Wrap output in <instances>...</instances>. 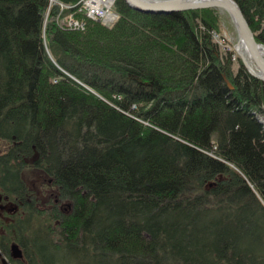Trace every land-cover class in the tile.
<instances>
[{
    "label": "trees",
    "instance_id": "obj_1",
    "mask_svg": "<svg viewBox=\"0 0 264 264\" xmlns=\"http://www.w3.org/2000/svg\"><path fill=\"white\" fill-rule=\"evenodd\" d=\"M235 1L264 45V0ZM78 4L0 0L7 263L264 264V81L213 40L218 10L58 26Z\"/></svg>",
    "mask_w": 264,
    "mask_h": 264
},
{
    "label": "water",
    "instance_id": "obj_2",
    "mask_svg": "<svg viewBox=\"0 0 264 264\" xmlns=\"http://www.w3.org/2000/svg\"><path fill=\"white\" fill-rule=\"evenodd\" d=\"M127 4L142 12L149 13H173L191 9L217 8L228 13L237 30L238 41L234 49L239 44H243L247 49V54L258 73L252 69L246 57L238 52L241 61L248 72L261 80H264V56L262 49L264 45L257 42L248 21L246 20L241 8L235 0H125ZM11 255L14 258L20 257V251L11 247Z\"/></svg>",
    "mask_w": 264,
    "mask_h": 264
},
{
    "label": "rangeland",
    "instance_id": "obj_3",
    "mask_svg": "<svg viewBox=\"0 0 264 264\" xmlns=\"http://www.w3.org/2000/svg\"><path fill=\"white\" fill-rule=\"evenodd\" d=\"M116 2V0H115ZM114 2V5H115ZM77 9V10H76ZM217 9V8H214ZM218 10V16L220 20V29L219 30H213V34L216 36H213V40L220 46V50L223 51H233V69L236 70L238 67V58L241 61V58L239 54L235 51L234 45L238 41V34L236 27L234 25V22L232 21L231 17L228 15L227 12L217 9ZM79 12H82V9L80 7V0L78 6L69 12L70 19L72 22L66 20L63 15L58 20V26H62L63 24L68 28L69 30H79L80 29V23L82 24V21L84 20L83 17L79 14ZM85 16V14H83ZM64 17V18H63ZM86 17V16H85ZM89 18V17H88ZM91 19V18H90ZM67 22L70 23V28ZM68 26V27H67ZM111 27V26H110ZM82 29V28H81ZM81 31V30H80ZM242 62V61H241ZM243 64V63H242ZM252 66L254 64L251 63ZM248 71V70H247ZM6 143L2 142L0 143V151L5 149ZM21 177L25 181V183L34 191L35 195L40 198L41 200H45L48 196H53V189L49 187L47 176L44 174L43 171L34 168L31 166L30 163H28L21 171ZM0 209L7 213L13 212L14 207L11 205V203L0 194ZM11 244H16L15 242H11L8 245V254L10 256V246ZM21 248V247H20ZM14 258V257H12ZM0 260L2 264H8L5 260V257L0 252Z\"/></svg>",
    "mask_w": 264,
    "mask_h": 264
},
{
    "label": "built area",
    "instance_id": "obj_4",
    "mask_svg": "<svg viewBox=\"0 0 264 264\" xmlns=\"http://www.w3.org/2000/svg\"><path fill=\"white\" fill-rule=\"evenodd\" d=\"M115 0H80V7L86 17L89 18H103L104 20L110 21L109 19H116L118 15L113 11ZM66 20L72 22L70 16H66ZM70 23L67 24L70 27ZM68 27V26H67ZM83 24L80 23V29ZM73 28V27H70ZM74 29V28H73ZM213 36H216L213 34Z\"/></svg>",
    "mask_w": 264,
    "mask_h": 264
},
{
    "label": "bare ground",
    "instance_id": "obj_5",
    "mask_svg": "<svg viewBox=\"0 0 264 264\" xmlns=\"http://www.w3.org/2000/svg\"><path fill=\"white\" fill-rule=\"evenodd\" d=\"M125 1V0H124ZM126 2V1H125ZM127 3V2H126ZM115 6V5H114ZM77 10V9H76ZM191 10H193V9H191ZM113 11L118 15V13L115 11V7H113ZM139 11V10H138ZM184 11H186V10H184ZM140 12H142V11H140ZM180 12V11H179ZM144 13H149V12H144ZM167 14H169V13H167ZM82 15V14H81ZM82 17V16H81ZM85 19H86V17H85ZM92 20H95V21H98V22H100V23H102L103 25H105V26H108V27H112L113 25H114V23L117 21V19H118V17L116 18V19H114V18H111V19H109L110 21H107V20H104L103 18H91ZM83 32V31H82ZM235 51L237 52H240V53H242L245 57H246V59H247V61L249 62V64H253V62L250 60V57L248 56V54H247V49L245 48V46L243 45V44H239V45H237L236 46V49H235ZM237 52V53H238ZM262 52H263V56H264V48L262 49ZM252 66V65H251ZM252 69L255 71V72H257L258 73V70H257V68L255 67V66H252ZM259 74V73H258ZM255 78H257V77H255ZM257 79H259V78H257ZM261 80V79H260ZM262 81H264V80H262ZM15 246V249H17V250H19L20 251V257L19 258H22V250H21V248H20V246L16 243V244H11V246H10V257H12V255H11V253H12V251H11V247L12 246Z\"/></svg>",
    "mask_w": 264,
    "mask_h": 264
}]
</instances>
